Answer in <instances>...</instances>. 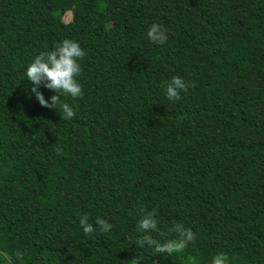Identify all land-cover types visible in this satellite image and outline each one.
I'll list each match as a JSON object with an SVG mask.
<instances>
[{
	"label": "trees",
	"instance_id": "trees-1",
	"mask_svg": "<svg viewBox=\"0 0 264 264\" xmlns=\"http://www.w3.org/2000/svg\"><path fill=\"white\" fill-rule=\"evenodd\" d=\"M88 1L0 0V253H23L17 264H211L217 253L264 264V0ZM154 23L163 45L147 38ZM65 38L86 52L83 96L63 97L69 121L40 105L26 75ZM176 75L195 87L173 102L164 85ZM153 209L162 229L183 224L195 241L171 255L136 246Z\"/></svg>",
	"mask_w": 264,
	"mask_h": 264
},
{
	"label": "clouds",
	"instance_id": "clouds-1",
	"mask_svg": "<svg viewBox=\"0 0 264 264\" xmlns=\"http://www.w3.org/2000/svg\"><path fill=\"white\" fill-rule=\"evenodd\" d=\"M147 38L153 44L163 45L168 39L167 29L160 24L154 23L147 32ZM85 56L86 52L77 41L65 38L62 42L56 43L52 50L41 52L37 55L26 70L28 81L32 85L31 91L35 94L40 105L54 110L59 107L62 110L60 115L63 121H69L76 115L72 106L63 101V97L71 96L76 99L83 96L82 86L78 82L77 77L81 75L80 62L84 60ZM41 86L56 93L50 98L51 102L45 99L40 91ZM164 87L166 88L167 99L175 102L182 98V92L187 93L190 87H195V84H190L181 76L176 75L167 81ZM56 151L59 155L61 149L57 148ZM142 211L143 215L138 221L136 228L143 235L135 241L136 246L140 248L147 246L153 249L157 255H171L182 251L195 241V233L191 229H186L183 224L173 222L171 227L164 225L162 229L157 219L158 212L156 209ZM79 223L85 236L91 235L96 231V228L89 223L87 215L80 216ZM95 223L102 232H108L113 227L112 224L101 217H97ZM153 232L158 233L162 237L175 234L176 239L169 238L161 242L154 238ZM22 256L23 253L21 252L14 254L0 253V264H17ZM189 264H198V261L195 257H190ZM211 264H230V257L226 253H217L213 255Z\"/></svg>",
	"mask_w": 264,
	"mask_h": 264
},
{
	"label": "rangeland",
	"instance_id": "rangeland-1",
	"mask_svg": "<svg viewBox=\"0 0 264 264\" xmlns=\"http://www.w3.org/2000/svg\"><path fill=\"white\" fill-rule=\"evenodd\" d=\"M93 5H94V0H89L83 7L84 10H92L93 8ZM65 20H71V15L68 14L66 17H65Z\"/></svg>",
	"mask_w": 264,
	"mask_h": 264
}]
</instances>
